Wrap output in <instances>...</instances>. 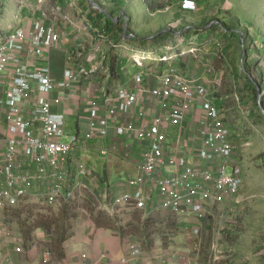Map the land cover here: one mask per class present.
I'll return each instance as SVG.
<instances>
[{"label":"built area","instance_id":"obj_1","mask_svg":"<svg viewBox=\"0 0 264 264\" xmlns=\"http://www.w3.org/2000/svg\"><path fill=\"white\" fill-rule=\"evenodd\" d=\"M36 1V6L31 8L41 13L48 24L34 21L0 38V209L14 208L29 198L35 185L46 186V194L40 199L48 206H61L86 194L90 169L79 160L74 168L77 173L72 174L68 161L75 149L86 147L88 142L109 139V121H112L120 124L115 127V136L131 138L142 146L141 162L138 176L127 183L131 191L110 204L100 205V209L111 215L161 209L186 217L196 214L202 219L203 206L216 200L223 203L224 211H231L239 203L242 188L237 172L233 175L227 172L233 167L232 160L238 150L232 142L231 130L209 91L197 81L187 80L170 63H166L169 67L166 65L164 72L157 73L153 88L143 87L146 73L136 74L133 88L120 87L111 94L117 106L106 99L105 115L99 118L92 115L88 132L70 136L67 144L62 142L67 137L66 118L63 113L53 112L62 99L52 95L94 74L96 67L65 70L63 79L56 82L51 79L48 66L36 63L46 59V52L61 39L56 31L58 23H73L53 0ZM180 7L189 13L197 9L194 0H182ZM138 54L140 63L155 58L146 52ZM136 57L134 52L133 58ZM158 60L165 64L170 58L163 56ZM87 63L93 64L94 59H87ZM262 67L264 71V63ZM150 103L161 113L148 122L145 106ZM197 105L200 114L194 138L200 145L194 147L190 145L191 139L183 135L186 117ZM92 106L99 104L94 101ZM130 116L131 120L122 122ZM173 129L177 136L171 137ZM106 146L104 153L115 150L107 141ZM130 154L127 150L122 156L127 160ZM25 164L29 165L28 171L23 170ZM155 190L157 204L153 199ZM191 233L197 236L200 229L195 227ZM5 236L6 226L0 220V242ZM130 254L139 258L143 252L133 246ZM176 258L180 257L171 253L163 262ZM52 259V253L47 251L43 262L50 263Z\"/></svg>","mask_w":264,"mask_h":264},{"label":"rangeland","instance_id":"obj_2","mask_svg":"<svg viewBox=\"0 0 264 264\" xmlns=\"http://www.w3.org/2000/svg\"><path fill=\"white\" fill-rule=\"evenodd\" d=\"M8 1L9 0H0L1 3H7ZM124 1L126 0H102L99 4L102 6L103 10V8H109L107 5L109 2L119 3ZM157 1L158 2L153 3L152 7L154 9H169L168 13L161 12V14H157L152 26L150 25L151 28L149 27L152 30V35H154L156 31L168 30L169 26L172 27L173 18L176 19L173 25L179 26L184 20L186 24L182 23L180 27L186 26L185 29H187V31L197 30L203 27L205 29H202L205 32L214 26H222V23L228 28L236 25L239 29H245L248 24L247 22H252V26H257V28L262 30L260 38L262 39L264 48V0H210V9L207 10L206 13L207 16H209L210 13L208 12L212 10L213 16L210 15L211 17L203 16L204 13L196 12L197 10L195 11L196 13L177 12L180 0ZM130 2H136L140 8L144 7L142 0H130ZM132 11H134V13L130 12V14H134L133 23L136 24L137 28H130H132V30L137 29V31H143V29L148 27V24L142 19V22L139 21L138 12L135 9ZM253 11L259 14H255ZM100 12L103 13L102 11ZM103 14L108 17L109 12ZM126 20L127 19L123 22H126ZM126 26L125 24V31L127 28ZM174 35L173 41L167 44L166 48L161 52L162 54H155L152 48L150 51L138 49L129 50L117 45L115 49L109 48L107 51L108 68L110 69L109 64L111 62L116 66L118 62L117 59H122L127 61V66H125V70L123 71L126 72L129 67V69L135 72L132 65H134L135 62L140 63L138 52H146L153 54L155 57L153 61L148 60L145 61L147 63L143 64L144 68L149 70L148 73L159 72V64L161 63L158 59L163 56H169L170 60L165 62V64L172 63L182 75H186L187 70L190 68L192 69V73L197 71L199 67L200 71H205L203 74L199 73L198 76L201 81L205 79L207 82L208 80L207 85L198 82V79L193 80L197 81L198 85L204 86L209 91L211 98H221L223 101V114L231 132H234L233 141L238 148L232 160L233 167L230 166L227 172L233 175V169L236 170L242 188L238 197L239 203L233 205L231 211H224L225 207L223 203L212 200L203 206L205 217L202 219H199L196 214L188 217L174 215V219L172 220L180 225V229L178 230L173 226L168 229H163L164 235L158 234L154 236V245L155 240L161 243L154 249L155 259L161 264L162 259L168 257L172 253L179 257L181 255H186V264L190 262L192 256L194 257V260L191 261L193 264H264V118L259 114L254 101L246 98L248 92L244 87L246 81L242 80L240 82L242 86L238 82V77L242 78L243 74L245 75L244 64H248L251 59H253L255 64L259 62L257 69L253 70V75H262L264 81V71L262 67L264 63V53L263 57H258L259 55L254 54L253 56H249L248 52L245 51V45L238 44V42L234 41L235 50L232 52L233 54L231 56H224L221 48L217 47L212 49L210 53L213 56H211L210 54L204 53L206 48L199 47L195 43L193 45H183L184 39L180 36V33L177 35L175 33ZM128 38L129 36H127L126 40ZM145 38L149 40L153 37L150 36ZM189 38L190 40L196 38L194 32L190 33ZM220 38H222V36L219 33L218 35H211L210 40L214 43L215 40H219ZM242 39L243 41L245 40V38ZM190 40L187 43H191ZM179 42H181V44H179ZM111 45L114 46L115 44L112 43ZM134 52H137L138 56L135 59L133 58ZM177 56L178 58L175 62ZM109 69V77L105 86L109 89H115L120 85L118 73L116 69H114L113 72H109ZM210 72H214L215 74L212 78L207 77V74ZM99 78L101 81L104 79L103 76ZM195 78L198 77L195 76ZM262 86L264 89V82ZM260 93L261 95H259V97L262 99L264 97V92ZM198 104L200 107L201 101H198ZM198 112L200 114V108ZM188 117L189 116L186 117V120ZM70 127V124H67V137L62 138V142L65 144L69 143L70 136L73 134V129ZM188 130L189 128L184 129V131ZM175 133V131H170L171 137ZM192 137L193 129L187 139H191L192 141V139H194ZM95 148L96 147L92 146V149L95 150ZM93 157L94 156L89 153L88 157H84L83 160L93 168L97 165L104 166V159L102 163L95 164L100 161H96ZM108 157L113 156L109 155ZM109 161L111 164L117 165L115 158H110L107 163H109ZM108 165L111 167L110 164ZM112 180L113 179H108L106 183H111ZM124 184V181H120L117 183V186L123 189ZM103 186H106L105 182H103ZM93 192V189L87 190L84 196H77L74 200L65 202L62 204L63 206L61 205L60 207L48 206L39 199L28 198L20 202L14 208L0 212V220H4L8 226L6 227V237H9V239L6 242L15 240L18 245L17 249L21 251V253H26L30 247V243L26 244L20 233L17 217H6L7 214L9 215L14 211L20 213L17 215L20 216L23 222L40 219L39 221L42 223L44 222L46 225V222L57 224L53 228L51 227V230H56L55 235L57 237L62 235L59 227L64 222L70 225L69 230H71V227L77 224L78 221H80V223H87L89 220H92L97 224V219L99 220L101 217H104L110 221L109 224L113 227L110 231L114 234L118 233L122 235V239H126L129 253L131 247L137 246L144 254H151V252L144 249V240L141 233L146 226H150L156 220L165 217L167 212L161 210L157 213H153V218L149 217V213H145V211H125L121 214L111 216L100 209V203L97 201L98 197H96V193L93 194ZM75 215H78V217L75 218ZM167 222L170 223L171 221L168 220ZM162 225L167 226L168 223H163ZM98 227L99 226H96L97 229H99ZM195 227L200 229V234L197 236L191 233V230ZM44 230L46 234L43 232L45 238L39 241L40 247L44 252L54 251L55 240L50 238L51 236L47 233L46 229ZM69 230L66 233V238L67 236L69 237V233L71 235V231L69 232ZM160 237L163 238L164 242ZM49 239L50 241L52 239V241L47 242ZM159 256L162 258H159ZM180 260H178L179 263L182 262ZM171 261L176 260L172 259ZM172 263H177V261L171 262V264Z\"/></svg>","mask_w":264,"mask_h":264},{"label":"crops","instance_id":"obj_3","mask_svg":"<svg viewBox=\"0 0 264 264\" xmlns=\"http://www.w3.org/2000/svg\"><path fill=\"white\" fill-rule=\"evenodd\" d=\"M93 1L96 2L98 6L102 9V6L99 4L102 2V0ZM142 1L144 3V0ZM147 1H149L150 3L158 2L157 0ZM36 2V0H9L7 3L0 2V38L6 37L14 30L22 28L24 24L25 26H27L34 21H39L47 25L48 22L43 17V15L38 11H34L31 8L34 5L36 6ZM53 4L59 5L63 9V11L66 12L72 18L73 23H58L56 31L60 35L61 39L58 43H56L55 47L52 50L46 52V59L36 61V63L39 65L48 66L50 68L51 79L56 82L61 81L63 79L65 70H77L80 67H83L84 69L88 70L89 68L96 67L94 74L87 76L86 79L80 78L77 82L73 83L70 88L66 90H56L52 95V97L58 96L62 99L61 105L59 107H54L53 112L63 113L66 118V128L67 124H70V128L73 129V134H71V136H79L82 133L88 132V122L92 115L96 114L97 118L105 115V108L103 102L106 99H109L112 102V105L117 106V102L115 100L116 98L112 99L110 97L111 94H113L120 87L133 88V77L136 74H147L144 75L143 87L153 88L156 86L157 83L155 77H157L158 72L148 73L149 70L145 69L143 66V64L147 62L136 63L134 61L135 64L132 65V68L135 69V72L129 69V67L128 70L124 72V67L122 69L121 74L117 71L120 85L115 89L106 88L105 83L109 77L107 51L109 48L115 49L116 45L122 46L123 48L129 50L138 49L142 51H150V49L154 45L152 40L159 34H163V32L165 31H156L155 34L152 35L150 25L152 26L157 14H161V12L168 13L169 8L161 10H150L145 6V8L141 7V9L136 4V2H130V0H126L124 2L119 3L109 2L107 4L109 8H103V11L105 12V14H107V12H109L110 14L112 13L115 23L120 22V20L124 21V14H128L131 10L135 9L138 12V16L140 15V13L146 16V23L148 24V27L146 29H143V31H137V29L132 30V28H130L128 31L126 30V32L129 34V38L127 40L125 38L123 40L124 42L122 41L120 42V44L118 43L112 46V43H108L105 40H99L94 37L92 33V27L86 19L87 12H84V6L81 5L77 0H70L67 3L64 2V5H61L56 2H54ZM208 13L213 16L212 10ZM210 15L207 16V13L203 14V16L206 17H211ZM118 17H120L119 21ZM138 18L139 21H141L140 17ZM178 33L181 34V32ZM178 33H176V35ZM214 34H217V32H214ZM150 36H152L153 38L149 40L145 38ZM190 42L191 43H188V45H193L194 43L196 44V38L191 39ZM204 53L206 54L207 52L205 51ZM209 54L213 56L211 53ZM89 58L94 59L93 64L87 63V59ZM117 60L119 61V59ZM198 74L199 71H195V74L191 73L190 80L198 79L200 81L201 79ZM208 74L210 77L215 75L214 72ZM102 76L104 77L103 81H101L99 78ZM195 76L198 78H195ZM203 81L205 82V85H207L208 80L207 82L205 79ZM212 99L217 105L218 99L214 97H212ZM94 101L98 102V107L92 106V103ZM145 107L146 109H148V122H151L154 116H157L161 113V110H155L151 103ZM220 109L223 111L222 108ZM198 110L199 107L197 106L196 109H194V111L189 114L188 119L184 122V129L189 128V130L185 131V134L183 135V137H185L186 139L188 135L191 134L192 129V138H194L196 128L199 125L197 120V116L199 115ZM131 116L124 118L122 122L131 120ZM133 117L137 116L134 114ZM109 125V139H95L91 142H88L86 147L75 149L68 161V168L70 170L69 172L72 174H76L77 169H74L75 163L79 160L85 162L83 158L88 157L89 153L94 156L93 158H95L96 161H100L96 162L95 164L102 163V160L104 159V166L97 165L94 168L90 166L87 162H85L93 175L87 179V182L92 186L88 190H94L93 194L96 193V197H98L97 201L100 203V205L110 204L114 202L124 192L131 191V189L127 186V183L129 182V180L135 179L138 176V167L141 162L139 160L140 154L142 152V146H140L138 142L131 138L115 136V127L119 126L120 124L109 121ZM172 131H176V129H173ZM180 134L178 135V137L181 136ZM174 136H177L176 133L174 134ZM106 141L107 145H114L115 150L109 149L106 153H104V150L107 147ZM190 145H193L194 147L199 146L200 141L194 138L190 142ZM92 146L96 147L95 150L92 149ZM127 150L130 151L131 154L130 158L125 160L122 154ZM109 155H112L113 157H108ZM110 158H115L117 165L111 164L110 161L109 163H107ZM108 164H110L111 167H109ZM28 168L29 165L25 164L23 170L28 171ZM108 179L113 180L111 183H106ZM120 181L125 182V184L123 185V189L117 186V183ZM103 182H105L106 186H103ZM45 189V185H35L30 190L31 195L29 198H36L42 201V199L40 198L42 195L46 194ZM153 199L157 204L158 195L156 190L153 192ZM5 210L7 209H0V212H4ZM159 211H161V209H156L154 211L148 210L145 213H149V217L153 218L152 214L157 213ZM166 212V216L162 219H159L164 223H167V221L169 220L167 219L169 215L170 221L174 219L173 213L169 211ZM1 222L2 225L8 227L6 225L7 223L4 220H1ZM173 225L175 226L174 222ZM96 226L97 224L92 220H89V222L87 223H80V221H78L77 224L71 227V230H69V232L71 231V235L69 233V237L67 236L65 242H63L62 244L64 259H58L53 253L54 260L46 264H160V262L155 259L154 249H156L161 243L160 241L155 240L154 245V236L158 234L164 235V232L163 229H159V227L155 223L151 225V232H149L151 233V241H153L152 248L148 249L146 246L144 230L141 233L144 240V249L146 251L151 252V254L147 253L146 255L143 253L142 257L139 258L134 257L132 254L129 253V250L127 248V241L126 239L121 238L122 235H119L118 233L114 234L110 231V229L105 227H98L99 229H97ZM169 227H173L171 222L169 223ZM41 229L42 228L34 232L32 241L29 244L30 247L28 248L26 253H21V251L17 249L18 245L15 240H10V242H6L8 241L9 237L5 236L4 240L0 242V264H45L44 262H42V258H44L46 252L42 251L39 241L45 238L46 233L44 229H42L43 231ZM179 229L180 226L178 230ZM52 231L53 232L52 234H50V238H53L54 240L56 231ZM160 238L164 242L163 238ZM51 241L50 239L47 240V242ZM84 255L87 256L86 259L82 258ZM159 258L162 257L159 256ZM175 260L177 261V263L172 264H186L187 258L186 255H181L180 258H176ZM178 260L182 262L179 263ZM193 260L194 257L192 256L190 262H188L187 264H193L191 263V261ZM170 261L163 262L162 259L161 264H171V262H176Z\"/></svg>","mask_w":264,"mask_h":264},{"label":"trees","instance_id":"obj_4","mask_svg":"<svg viewBox=\"0 0 264 264\" xmlns=\"http://www.w3.org/2000/svg\"><path fill=\"white\" fill-rule=\"evenodd\" d=\"M56 3H59L61 5H64V2L67 3L70 0H53ZM81 5L84 6V12L86 11V19L89 22V24L92 27V33L94 35V37L96 39L99 40H105L108 43H114V44H118L120 42H122L125 38H127L128 33L126 32L124 34V29H125V24L127 25L126 30H129L130 27H136V24H134L132 21V17H128V19L126 20V22H123L120 20V22L115 23L114 22V18H113V14L109 13L108 17L105 16L103 13H101L100 11H98L97 9H93L91 8L87 2L85 0H77ZM182 0H180L181 2ZM210 0H194V2L196 3V12H203L206 13L207 10L210 9V4H209ZM144 7L146 6L147 8H149L150 10H154L153 3H150L147 0H144ZM206 8V9H205ZM257 9V8H256ZM177 12L180 13H189V12H185L181 9L180 7V3L177 7ZM196 12H190V13H196ZM255 14H259L256 11H253ZM138 15V13H137ZM140 17V19H142L143 21H147V18L145 15H142V13H140V15L138 16ZM213 21H215L214 19H212ZM176 19L173 18V24L175 23ZM255 21V20H253ZM184 24H186L183 20ZM181 23V24H182ZM248 24L246 25L245 29H239L236 25L228 28L224 23H222V26H214L212 28H209V30L207 32H205L203 29L205 28H198L197 30H188L185 29L186 26L180 27L182 26L181 24L178 25H173L172 27L169 26L168 30H165L163 32V34H159L157 37H155L152 42L154 43V45L152 46L153 51L159 54H162L161 52L166 48L167 44L172 42L173 37H175V33L181 32V37H183L184 39V44L183 45H188V41L190 40L189 35L191 32H194V35L196 36V45L202 48H206V54H209L213 48H221L222 54L224 56H231L234 52V48H235V42H238V44H242L245 45V51L248 52L249 56H253L254 55H259L258 57H263V53H264V48L262 45V39L260 38L261 36V32L262 30L260 28H257V26H252V22H247ZM193 25V24H191ZM264 26V25H263ZM218 28V29H217ZM94 29V31H93ZM181 30V31H180ZM186 30V31H185ZM214 32H217V34H214ZM221 34L222 38H220L219 41L218 39L214 41V43L210 40L211 35H218ZM242 38H245V40L243 41ZM171 40V41H169ZM178 58V56H177ZM177 58L175 59V62L177 60ZM174 63V62H173ZM259 63V62H258ZM258 63L255 64L253 62V59H251V61L247 64H244V72L245 75L243 74L242 78L238 77V82L240 83L242 80L246 81V84H244L245 89L248 91L247 92V96L246 98L253 100L254 103L256 104V107L258 109L259 114L261 115L262 118H264V114L262 112V109H264V97L261 99L259 97V95L261 94L260 92H264L262 83L263 81V76L260 75H253V70H256L258 67ZM172 67H174V65L172 63H170ZM110 72H113L114 69H116V71H118L120 74L122 73V69L127 65V61L119 59L117 65H113V62H111L110 64ZM160 65V69L158 73H162L164 72V69H166V67L169 65L167 64H159ZM167 65V66H166ZM261 65V64H259ZM200 74L205 73V71H200V67L198 68V70ZM188 72V73H187ZM186 72L185 78L187 80H190V75L192 73V69H188ZM212 73V72H210ZM195 74V72H194ZM208 77L209 74H208ZM213 77V76H212ZM210 77V78H212ZM193 79V77H192ZM198 82H202L203 84H205V82L202 80L198 81ZM198 84V83H197ZM242 86V83H240ZM261 89V90H260ZM244 92V91H243ZM217 106L222 108L223 107V101L221 98H218L217 101ZM232 133V132H231ZM232 142L234 139V132L232 133ZM236 173V170L233 169V174ZM22 213V212H21ZM20 213H16V211H14L11 214H7V216L10 217H14L16 218L18 221V224L20 226V233L24 239V242L26 244H29L32 241L33 238V234L36 230H38L39 228L42 229H46L48 234H52L51 232H53L51 230V227L53 228L54 226H56L57 224H54L52 222H46L47 225L41 221H39L40 219L36 220V221H28V222H23L22 219H20V216L17 215ZM75 217H77V215H75ZM167 219L170 220V215L167 217ZM173 222L175 224V226L173 225ZM110 221H108L107 218L101 217L99 220L97 219V226L99 227H105L108 229H113V227L109 224ZM159 229H168L169 227V222L167 226L162 225L164 222L160 221V220H156L154 222ZM172 226L176 227L177 229L179 228L180 225H178L177 223H175L174 220L171 221ZM153 224V223H152ZM151 224V225H152ZM108 225V226H107ZM146 226L144 228V234H145V239H146V246L148 249L153 247V241H151V232L150 228H152V226ZM60 230H61V234L60 236H54L55 237V246H54V251H52L56 257L58 259H64V255H63V248H62V244L63 242H65L66 240V233L67 231L70 229V225L66 222H64L62 225H60ZM56 231V230H55ZM56 233V232H55Z\"/></svg>","mask_w":264,"mask_h":264},{"label":"water","instance_id":"obj_5","mask_svg":"<svg viewBox=\"0 0 264 264\" xmlns=\"http://www.w3.org/2000/svg\"><path fill=\"white\" fill-rule=\"evenodd\" d=\"M86 2H87V4L91 7V8H93V9H97V10H100V11H102L103 13H105L99 6H98V4L96 3V2H94L93 0H85ZM130 12H132V13H134V11H130ZM130 12L127 14V13H125L124 14V17H125V19H128V17L130 16V17H132V21H134V19H133V17H134V14H130ZM135 13H136V11H135ZM119 19H120V17H118V21H119ZM126 33V31H124V34ZM261 95V94H260ZM262 111H263V114H264V109H262Z\"/></svg>","mask_w":264,"mask_h":264},{"label":"clouds","instance_id":"obj_6","mask_svg":"<svg viewBox=\"0 0 264 264\" xmlns=\"http://www.w3.org/2000/svg\"><path fill=\"white\" fill-rule=\"evenodd\" d=\"M230 128V127H229ZM87 165V164H86ZM88 166V165H87ZM89 168V167H88ZM92 173V172H91ZM92 175V174H91ZM91 177V176H90ZM87 182V181H86ZM88 183V182H87ZM88 187L89 188H91V185L88 183ZM88 188V189H89ZM85 195V194H84ZM84 195H79V196H84ZM63 206V205H62ZM54 207H60V206H54ZM125 212V211H124ZM109 215H111V214H109ZM114 215H116V214H112L111 216H114ZM175 215V214H174ZM51 253H52V255H53V252L52 251H50ZM43 259L44 258H42V262H43ZM54 260V257H53V259H52V261Z\"/></svg>","mask_w":264,"mask_h":264}]
</instances>
